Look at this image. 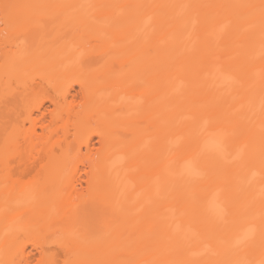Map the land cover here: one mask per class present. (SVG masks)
Here are the masks:
<instances>
[{
	"label": "bare ground",
	"instance_id": "obj_1",
	"mask_svg": "<svg viewBox=\"0 0 264 264\" xmlns=\"http://www.w3.org/2000/svg\"><path fill=\"white\" fill-rule=\"evenodd\" d=\"M21 2L3 14L30 18L26 28L0 29V264L27 261L26 238L38 237L33 247L43 253L47 221L96 202L110 224L88 243L60 227L64 264H264V0ZM87 7L95 25L81 35L102 48L104 69L86 79L75 66L76 88L40 56L60 54L53 39ZM23 73L41 81L18 79ZM146 121L153 133L115 147L118 128L128 124L132 140V124ZM69 122L77 151L97 150L86 165L69 157ZM92 123L99 148L83 135ZM82 168L85 193L71 180ZM31 173L45 179L25 182ZM143 182L152 187L131 190ZM82 246L83 259L74 252Z\"/></svg>",
	"mask_w": 264,
	"mask_h": 264
},
{
	"label": "rangeland",
	"instance_id": "obj_2",
	"mask_svg": "<svg viewBox=\"0 0 264 264\" xmlns=\"http://www.w3.org/2000/svg\"><path fill=\"white\" fill-rule=\"evenodd\" d=\"M5 1V0H4ZM12 4L22 5L21 0H7L6 3H0V29L3 27L10 26L13 29L17 31H21L24 28H26V19H30L28 17H15V18H7L4 16L3 10L6 9L5 7L11 6ZM6 5V6H5ZM37 6L32 5L30 6V10L28 12H31L34 10ZM52 9V7H50ZM75 10H69V16H75L76 12ZM41 13V11L39 12ZM68 16V17H69ZM84 20H78L75 23V26L72 31L68 32L64 30V27H60V32L58 34V37L54 38V44L55 46H61L62 51L60 54H52V53H42L40 56L42 59L40 66L48 67V66H56V67H62L64 69V72L66 75L69 76L70 84L74 87H78L74 79L76 78V71H74L76 68L75 66H79L78 72H81V75H84L86 79H91L95 75H99L102 73L104 69V59H105V53L101 50L100 47L93 48L86 40L87 37H83L81 34H86L91 32V29L94 27V22L92 18V9L89 7L86 8V11L84 13ZM66 18V17H63ZM22 24V25H21ZM51 30V28H50ZM48 30V31H50ZM88 36V34H86ZM89 37V36H88ZM22 41V40H21ZM20 42V41H19ZM120 44V43H118ZM1 46V45H0ZM120 50L121 47H116V51L118 54V60L119 62V56H120ZM126 50V49H125ZM52 54V55H51ZM144 55L143 49H140L139 56L142 57ZM3 60L1 59L0 55V71L2 67ZM114 66V68L117 67ZM81 69V70H80ZM211 67L208 66L206 71L210 70ZM138 72H141V69L137 70ZM135 73V72H134ZM207 74V73H205ZM65 77L64 75L62 76ZM230 79L233 77V69H229V76ZM20 78H28V79H35L36 81H41V79L36 75H30L28 73H23L20 75ZM13 87H17L19 91H22L21 88H19V85L14 82L12 83ZM16 88V89H17ZM38 91L42 92L44 97L52 96L53 90L50 86L41 84L38 86ZM46 102H48V99H45ZM132 124V123H131ZM135 128V137L132 140H128L127 133L128 132V124L123 125L122 127L118 128V134L119 136L115 140V147L119 144H121L124 141H128L134 144H139L141 140L144 138L145 135L153 133V129L151 127V123L146 121L143 124V127H140L138 123L132 124ZM68 132L66 134V142L68 143V152L69 157L72 160L73 164H77L78 166L82 164H88V162L92 159L97 158L96 151L91 156L88 155L86 149L83 147L81 152H78L79 146H82L80 137L76 135L75 129L73 125L69 122L67 124ZM95 127L96 125L94 123L91 124L90 127H88L85 132L84 136L92 137L94 141L96 142V146L99 148L98 144V136L95 133ZM64 148V146H62ZM157 149V148H156ZM54 152L58 156L61 153L60 147H54ZM114 150L110 152V155H114ZM159 153L158 149L155 152V155ZM106 162V158L104 159ZM86 168H82L80 170H77L73 173L72 181L73 183L77 184L78 191L81 193L86 192ZM130 171L127 170L124 172L125 180L127 179ZM31 173L29 177H26L24 179L25 182H34L37 185L40 184L45 178L43 176H34ZM152 187V183L143 182V183H136L131 187V190L133 192H142L146 190L147 188ZM99 202H96V204H83L80 206V209L75 213L71 214L70 211L64 212L62 214L56 215L52 222L49 224L47 221V228H45L42 232V239L44 240L43 243V253H40L38 250L34 249L33 243L34 240H38V237H30L26 238L25 242L22 244V247L30 254L29 258L26 262H23V264H64V262L68 259V256L66 252L61 248V246L57 242V238L59 236L60 227L66 226L68 228H72L75 231H79L80 234H85L86 237H88V242H91V239L93 235L98 231L101 227L104 228L107 227L110 224V212L108 211L105 206H101V204H97ZM95 205V206H94ZM32 222V227L34 228V223ZM39 225H44L42 220L38 221ZM53 224V225H52ZM50 225H52L50 227ZM171 231V230H170ZM167 232L168 235H171V233ZM41 239V238H40ZM130 242V241H129ZM128 242V243H129ZM74 252L78 255L80 258H84L86 255V251L84 247H80L79 249H75ZM73 262V261H72ZM70 262V264H72ZM85 259L82 260V264H87Z\"/></svg>",
	"mask_w": 264,
	"mask_h": 264
}]
</instances>
